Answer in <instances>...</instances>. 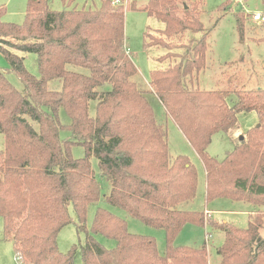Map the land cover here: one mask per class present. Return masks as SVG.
Segmentation results:
<instances>
[{
	"label": "trees",
	"instance_id": "trees-1",
	"mask_svg": "<svg viewBox=\"0 0 264 264\" xmlns=\"http://www.w3.org/2000/svg\"><path fill=\"white\" fill-rule=\"evenodd\" d=\"M204 4L150 0L144 7L163 24L145 32V50H166L157 60L171 61L151 71L150 92L201 160L206 200L264 206V89L197 87L209 55V32L201 20ZM4 12L0 8V51L10 68L8 73L0 68V216L17 259L74 264L76 251L61 253L57 242L59 232L72 222L73 207L78 229L87 235L81 245L83 264H208L206 243L199 248L175 244L186 225L204 227L208 222L204 213L181 207L196 198L198 170L188 156H171L167 130L133 80L139 69L126 45L123 0L63 11L51 9L49 0H29L23 25L3 22ZM246 17L236 15L240 44ZM28 53L37 55L39 77L25 66L22 54ZM11 72L23 90L9 81ZM61 111L70 123H63ZM253 112L259 125L247 131L245 140L221 161L211 156L214 135L228 134L237 127L238 114ZM63 131L68 132L65 139ZM76 146L84 149V157L73 156ZM92 158L98 161L99 175ZM101 180L112 187L108 195L102 194ZM101 201L164 230V254L155 238L130 233L125 219L104 208L97 210L88 231L90 206ZM211 226L224 234L218 264H264L263 212L250 215L246 229ZM95 235L113 240L115 247L107 249Z\"/></svg>",
	"mask_w": 264,
	"mask_h": 264
},
{
	"label": "rangeland",
	"instance_id": "rangeland-1",
	"mask_svg": "<svg viewBox=\"0 0 264 264\" xmlns=\"http://www.w3.org/2000/svg\"><path fill=\"white\" fill-rule=\"evenodd\" d=\"M150 0H123L125 6V36L129 53L133 57L139 69V74L133 80L138 83L141 91L145 92L146 98L152 106L156 119L167 130V141L170 146L171 156L186 155L198 170V189L193 201L183 203L184 210H193L204 213L208 222L206 226L199 227L188 224L178 236L177 246L199 248L205 243L208 246V264H218L220 257L218 250L224 241L223 232L213 229L211 223H227L240 229H246L249 217L257 212L264 213V206H255L249 202L233 201L227 198L206 200V173L198 155L187 141L184 134L167 116L164 107L158 97L151 93L149 86L151 71L166 67L171 61L160 62V55L166 53L163 49L145 50L146 31H155L163 28V24L157 19L149 17L143 10ZM102 0H49L51 9L63 11L72 5L78 9L99 8ZM230 2L228 6L225 5ZM29 0H0V8L5 12L2 21L9 24L23 25ZM201 20L209 32V55L207 69L200 74L197 87L206 91L226 90L235 92L246 89H264V24L255 23L253 13L264 14V0H205L200 7ZM243 12L247 15L245 41L240 44L239 32L236 26V15ZM25 58L27 70L34 76L39 77L37 55L33 53L22 54ZM0 68L8 73L10 65L0 51ZM77 72L88 74L84 69H74ZM9 81L19 90H23V84L12 72L8 74ZM53 83L50 84L52 88ZM56 87V85H54ZM110 86L107 85L106 89ZM231 103L234 96L230 97ZM96 103H92L90 114L95 116ZM63 123H70V119L64 111L60 112ZM259 125L256 113L238 114V125L228 134L218 133L214 135L208 148L211 156L223 160L226 154L236 145L245 140L248 130ZM68 132H61V138L65 139ZM4 149V137L0 133V151ZM73 156L77 159L85 156L82 147L73 148ZM94 171L99 175L98 161L91 159ZM100 179V178H99ZM102 194L108 195L111 186L105 180H101ZM99 208H104L111 213L125 219L128 222V230L132 234L149 236L156 239L161 254H164L166 241L164 230L149 227L138 220L129 218L121 209L112 207L101 201L90 206L87 218V229L91 230L94 216ZM72 222L65 226L58 234L57 242L61 253L68 254L75 250L74 264H83L81 245L85 244L87 235L78 229L77 215L73 209H69ZM264 237V226L261 229ZM95 239L107 249L115 247L113 240L101 235H95ZM18 255L14 244L4 238V220L0 216V264H29L17 259ZM211 257V261H210Z\"/></svg>",
	"mask_w": 264,
	"mask_h": 264
},
{
	"label": "built area",
	"instance_id": "built-area-1",
	"mask_svg": "<svg viewBox=\"0 0 264 264\" xmlns=\"http://www.w3.org/2000/svg\"><path fill=\"white\" fill-rule=\"evenodd\" d=\"M117 3H118V1H117ZM251 17L255 23L264 24V14L253 13Z\"/></svg>",
	"mask_w": 264,
	"mask_h": 264
},
{
	"label": "crops",
	"instance_id": "crops-1",
	"mask_svg": "<svg viewBox=\"0 0 264 264\" xmlns=\"http://www.w3.org/2000/svg\"><path fill=\"white\" fill-rule=\"evenodd\" d=\"M159 249V248H158ZM159 252H160V249H159ZM161 253V252H160ZM210 261H211V257H210Z\"/></svg>",
	"mask_w": 264,
	"mask_h": 264
}]
</instances>
